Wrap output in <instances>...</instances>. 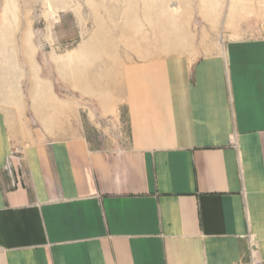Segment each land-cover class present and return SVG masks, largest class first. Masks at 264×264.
Wrapping results in <instances>:
<instances>
[{
	"label": "crops",
	"instance_id": "0c3cea01",
	"mask_svg": "<svg viewBox=\"0 0 264 264\" xmlns=\"http://www.w3.org/2000/svg\"><path fill=\"white\" fill-rule=\"evenodd\" d=\"M194 1L164 13L166 31L153 20L155 40L139 32L121 46L168 54L87 42L96 62H75L80 104L72 125L58 107L54 135L28 123L23 132L17 111L0 106V264L264 259V20L228 40L219 21L216 31L185 21L264 18V0L249 12Z\"/></svg>",
	"mask_w": 264,
	"mask_h": 264
},
{
	"label": "rangeland",
	"instance_id": "374dc122",
	"mask_svg": "<svg viewBox=\"0 0 264 264\" xmlns=\"http://www.w3.org/2000/svg\"><path fill=\"white\" fill-rule=\"evenodd\" d=\"M194 2L201 6V0ZM237 2L243 12H249L250 0H227L230 8ZM185 3V0H0V106L17 111L24 124L23 132L28 123L38 132L44 128L51 136L57 133L48 126L56 123L59 106L69 111L67 120L72 125L73 110L80 104L79 91L75 93V62L82 58L88 67L90 58L95 63L97 57L96 50L87 48L86 43L109 40L119 46L113 50L118 55L168 54V48L133 50L121 46L138 39L140 33L142 39L155 40L153 20H157L158 30H168L170 16L164 13H170L172 7L181 9ZM148 9L152 17L145 16ZM185 19L197 30L203 26V30L216 31L219 21L225 28L224 40L256 35L261 29L258 21L264 20L201 15ZM162 33V39H169L168 31ZM76 65L79 68L80 64ZM93 100L85 98L83 109L93 110L96 107ZM88 118L89 113H83L86 122Z\"/></svg>",
	"mask_w": 264,
	"mask_h": 264
},
{
	"label": "built area",
	"instance_id": "2783aa9c",
	"mask_svg": "<svg viewBox=\"0 0 264 264\" xmlns=\"http://www.w3.org/2000/svg\"><path fill=\"white\" fill-rule=\"evenodd\" d=\"M233 264H264V259L252 257L249 260L240 259Z\"/></svg>",
	"mask_w": 264,
	"mask_h": 264
}]
</instances>
